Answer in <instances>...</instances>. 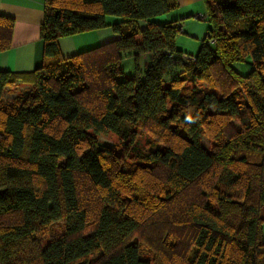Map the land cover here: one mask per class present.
I'll use <instances>...</instances> for the list:
<instances>
[{
  "label": "trees",
  "instance_id": "1",
  "mask_svg": "<svg viewBox=\"0 0 264 264\" xmlns=\"http://www.w3.org/2000/svg\"><path fill=\"white\" fill-rule=\"evenodd\" d=\"M204 1L191 63L181 23L152 21L178 0H45L44 64L0 70V264H264V0ZM14 24L0 14V53ZM109 26L118 39L62 57L59 38ZM19 82L32 91L5 102ZM167 208L171 229L144 236Z\"/></svg>",
  "mask_w": 264,
  "mask_h": 264
},
{
  "label": "crops",
  "instance_id": "2",
  "mask_svg": "<svg viewBox=\"0 0 264 264\" xmlns=\"http://www.w3.org/2000/svg\"><path fill=\"white\" fill-rule=\"evenodd\" d=\"M209 13L204 0H178L177 9L168 14L154 17L152 21L159 24L179 21L183 30L177 36V49L183 52L186 50L193 52V50L200 49L209 26L205 21L194 18V15ZM0 14L15 19L11 47L0 53V70L31 72L42 66L45 62L44 41L41 37V28L45 19V0H0ZM117 20L116 18L108 19L111 24ZM139 27L144 30L147 23L139 22ZM181 36L188 38L185 39L186 42H179ZM118 38L119 34L113 30L112 26H109L61 37L58 44L62 57L69 58ZM141 58L146 67L150 63L152 54L146 53ZM18 84L23 83L19 82Z\"/></svg>",
  "mask_w": 264,
  "mask_h": 264
},
{
  "label": "rangeland",
  "instance_id": "3",
  "mask_svg": "<svg viewBox=\"0 0 264 264\" xmlns=\"http://www.w3.org/2000/svg\"><path fill=\"white\" fill-rule=\"evenodd\" d=\"M219 29L223 30V26L220 25ZM181 37L182 38L179 39V42H183V41L186 42L185 39H188L185 36H181ZM190 47L194 48L193 46H190ZM198 50L199 49L193 50V52H191L190 50H186V52L189 54L196 55L198 53L197 52ZM140 66L142 69L146 68L145 62L142 60V58L140 59ZM123 67H124V70H123L122 77L123 78H130V76H133L134 72H135V60L133 58L125 59V61L123 62ZM234 68L238 72H240L241 74L246 75L253 69V64L250 60L243 61V62H237L234 64ZM197 85L200 87H206L207 86V84L204 82H198ZM29 91H32V85H30V83L26 84V85L18 84L17 86H12V87L7 88L4 92L3 99L7 103H13L16 100H18L17 98L19 96H21V95H23ZM242 112H244V110H242ZM233 124L236 128L240 127V123L237 121H234ZM146 138H147L146 136H140L136 139L137 145H138V150L150 151L152 149L148 145V140ZM99 140H100V144L102 147L114 148L116 145H119L121 143L120 138L113 133L101 135V136H99ZM203 143L207 148L210 149V142L207 138L203 139ZM160 146L162 147V145H160ZM157 173L159 174L158 169H157ZM169 210L167 208L166 210L159 213L156 217L157 221L152 225L151 228L149 226L146 229H144L143 235L148 237L149 239H154V240L158 241V238L155 237V234L160 233L162 235L163 231L170 230L171 228H170V224H169ZM141 247H142V255L145 257H150L148 245L146 243H144V245H141Z\"/></svg>",
  "mask_w": 264,
  "mask_h": 264
},
{
  "label": "built area",
  "instance_id": "4",
  "mask_svg": "<svg viewBox=\"0 0 264 264\" xmlns=\"http://www.w3.org/2000/svg\"><path fill=\"white\" fill-rule=\"evenodd\" d=\"M194 18L205 21L206 20V15H204V14H197V15H194ZM181 57H182L183 61H185V62H191V63H193V62L196 61V57L194 55H192V54H185L184 53Z\"/></svg>",
  "mask_w": 264,
  "mask_h": 264
}]
</instances>
